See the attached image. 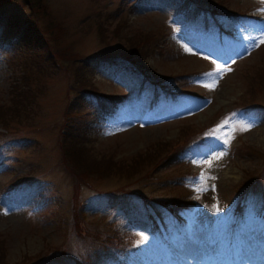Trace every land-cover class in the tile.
Wrapping results in <instances>:
<instances>
[{
  "label": "rangeland",
  "instance_id": "obj_1",
  "mask_svg": "<svg viewBox=\"0 0 264 264\" xmlns=\"http://www.w3.org/2000/svg\"><path fill=\"white\" fill-rule=\"evenodd\" d=\"M39 1L1 4L3 14L22 20L33 15L45 26L40 32L49 50L41 53L50 56L43 63L31 54L41 43L13 45L8 40L15 29L0 27V106L12 103V84L22 86L20 73L32 69L29 102L7 128L0 121L5 262L76 264L97 248L95 233L117 231L127 241L118 249L126 250L105 264H264V92L255 99L262 107H239L247 76L263 63L264 0H221L247 12L237 20L211 17L192 5L179 13L181 0ZM159 29L163 43L144 57L143 67L149 80L168 78L167 93L149 80L140 92L141 72L105 59L94 66L87 61L121 55L134 33L157 36ZM217 65L224 66L220 72ZM210 72L215 75H204ZM82 76L120 102L114 112H101V105L69 90V81ZM80 128L90 154L125 160L149 148L156 153L191 132L193 139L132 178L123 171L73 186L58 143ZM143 162L140 168L149 161ZM17 176L24 181L11 185ZM74 189L82 202L76 205L80 231L73 227ZM242 191L245 204L236 211ZM166 200L191 204L179 207L187 233L161 202Z\"/></svg>",
  "mask_w": 264,
  "mask_h": 264
},
{
  "label": "trees",
  "instance_id": "obj_2",
  "mask_svg": "<svg viewBox=\"0 0 264 264\" xmlns=\"http://www.w3.org/2000/svg\"><path fill=\"white\" fill-rule=\"evenodd\" d=\"M4 1H10V0H0V6L1 4H5ZM39 1V0H34ZM192 0H186L184 3L185 5H191ZM194 3H196L198 9L205 8L207 11L210 10V13L214 16H220V15H228L232 16L234 15H243L247 12L244 11H237L232 10L229 8L230 6L222 2L221 0H193ZM40 3V1H39ZM201 3L206 4L205 7L202 6ZM31 5V3H29ZM2 6L0 7V27L4 26L7 27V29H15L14 30V37L13 39L8 40L11 44H21L22 40L26 44L28 43V40H32L35 42H39L42 45L35 46L34 50L31 51V54L33 56H40L42 57L43 63L46 60H50V56L47 55L45 57L42 56L41 51L49 50L48 46L43 40V34L40 32L44 27L39 24L36 20H32V16L29 15L27 17H23V20L20 16H17L16 14H9L5 15L1 11ZM230 11V12H229ZM23 22H22V21ZM18 23V26H14ZM24 23V24H23ZM29 23V24H28ZM36 25V29L28 30V26H34ZM121 22H117V26L120 25ZM116 29V27H115ZM1 30V29H0ZM5 31V29H4ZM163 30H158L157 36H155L154 33L148 34H139L134 33L131 38L128 39V47L124 51L123 54L118 57H109L110 59H113L114 62H119L120 64L124 65V67H130L133 69H137L138 72L141 71L143 75H145L143 78L149 79L147 76V69L144 68V57L148 56L149 54H152L156 48L158 47L159 43H163L161 40ZM21 41V42H20ZM22 45V44H21ZM152 51H151V50ZM29 52V51H28ZM94 59V58H93ZM93 59H87L89 61L88 63L91 65L93 62ZM74 61V65L77 64L76 60ZM262 65L260 68V71L255 72L252 76H247V85H245L246 92L244 93L240 103L239 107L241 108H248L252 106H259L262 107L261 104L256 103V98H261L264 92V53H263V60ZM77 67V66H75ZM32 69L26 70V67L23 69V72L20 74L21 78V85L19 86L17 84H12V88L10 90L9 96L10 100H12V103L1 105L0 106V121L2 122L1 126L7 128V124H9L12 119L15 120L14 117H17L20 109L24 106L23 104L28 98V92H30V89H27V86L32 78ZM86 75H88L86 73ZM16 76V74H15ZM90 78H87L86 76H82L78 78V80H75L74 84L69 81V90L78 93V96L84 97L85 99H88V101L95 103L97 105H101L104 110L107 112L108 110L113 108L114 103L112 101L105 100V96H103L100 91H97L96 86H94L89 81ZM153 84L160 85L165 91L171 90L172 84L168 81V78H154L150 79ZM143 87V86H142ZM141 87V88H142ZM83 98V100H84ZM109 99V98H108ZM29 102V100H27ZM99 107V106H98ZM98 112V110H97ZM66 125H69L68 123ZM84 130H80L76 132V134H65L61 135L59 138V145H61L62 153L63 155L62 162L63 164L70 170L71 176L74 178L73 186H78L80 183H88L90 179L94 178H106L111 175H122L123 171L128 172L126 177L132 178L135 174L141 173L142 170L154 168L159 163H162L165 158H168L167 156L164 157L166 154L169 155L171 152L174 151V148L177 147V145L181 142H184L185 140L188 142L191 139L188 138L189 135H191L193 132L185 134L184 138L183 136L178 138L176 141L170 143L167 148L164 146L160 150L151 151L149 149L145 150L144 153H139L136 156L133 155V157L130 160L123 159H115L114 154L109 155H100V156H93V154H90L89 152L90 147L85 145L84 142H82L83 135H86V133L83 132ZM185 144V143H184ZM171 155V154H170ZM164 157V158H163ZM163 158V159H162ZM144 159L148 160V164L144 166V168H140V165L144 163ZM162 159V160H161ZM135 166V167H134ZM134 167V168H133ZM128 169V170H127ZM11 185L16 184L17 182H22L24 180L20 179L19 176L12 177L11 178ZM19 179V181H17ZM78 190L74 189L73 192V199L74 204L71 205V207L74 208L72 217L74 218V228H77V231L81 230V227L79 225L82 223L83 219L81 216V213L78 210V206L81 205L82 202L78 196ZM173 205V202L170 203ZM176 205V204H175ZM95 239H97L94 243L97 247L92 254H89L85 257H83L82 260L76 261V264H105L107 262V259H113L115 258V255H118L119 252H124L125 250H118V245L122 243H126L124 238L119 236L117 234V231L114 232V234H104L103 236L98 235V233H95L93 235ZM121 247V246H119ZM116 248V249H115ZM122 249V248H120ZM4 255L0 254V264H7L4 260ZM15 264V263H14ZM22 264H32L31 261H25Z\"/></svg>",
  "mask_w": 264,
  "mask_h": 264
},
{
  "label": "snow or ice",
  "instance_id": "obj_3",
  "mask_svg": "<svg viewBox=\"0 0 264 264\" xmlns=\"http://www.w3.org/2000/svg\"><path fill=\"white\" fill-rule=\"evenodd\" d=\"M262 11H264V9H262ZM262 43H264V40H262L261 41ZM224 66L223 65H217V68H216V70H215V72H220L221 71V69L223 68ZM205 76H209V77H211V76H214L215 75V73H205L204 74ZM205 87H213L214 85H211V84H205L204 85ZM210 163V162H209Z\"/></svg>",
  "mask_w": 264,
  "mask_h": 264
}]
</instances>
